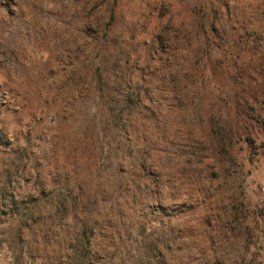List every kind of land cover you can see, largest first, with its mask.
<instances>
[{
    "label": "rangeland",
    "instance_id": "rangeland-1",
    "mask_svg": "<svg viewBox=\"0 0 264 264\" xmlns=\"http://www.w3.org/2000/svg\"><path fill=\"white\" fill-rule=\"evenodd\" d=\"M190 1L0 0V243L14 264H264V109L245 126L222 107L212 128L208 99L189 121L165 112L168 101L153 104L171 155L167 216H130L105 153L93 163L91 146L78 150L100 113L91 74L104 53L94 59L89 21L117 4L138 38L165 26L172 41ZM262 4L229 2L249 22L245 40L264 36ZM222 56L216 47L205 55L207 93L217 91L208 76Z\"/></svg>",
    "mask_w": 264,
    "mask_h": 264
},
{
    "label": "trees",
    "instance_id": "trees-1",
    "mask_svg": "<svg viewBox=\"0 0 264 264\" xmlns=\"http://www.w3.org/2000/svg\"><path fill=\"white\" fill-rule=\"evenodd\" d=\"M230 1L191 0L186 5L188 19L173 27L172 41L167 40L171 28L165 26L147 39L138 38L134 22L123 19L117 4L98 11L89 21L87 35L94 59L104 53L91 74L100 113L89 122L92 139L79 141L78 150L91 146L93 163L99 160L97 154L105 153L102 164L109 169L108 178L115 181L113 191L122 195L130 216L144 215L150 208L167 216L171 202V155L166 146L159 145L164 141L158 139L163 107L153 106L156 101H168L165 112L189 121L191 114L201 117V102L208 99L212 128L219 127L222 107L241 116L245 126L264 109V45L260 43L264 36L257 35L256 28L257 38L245 40L239 34L249 22L233 18ZM117 16L127 24L115 30ZM215 47L223 56L211 66L208 82H214L217 91L207 93L205 55ZM226 54L231 57L227 59ZM240 58L244 62L239 63ZM219 78L229 86H219ZM142 129L147 135L140 133Z\"/></svg>",
    "mask_w": 264,
    "mask_h": 264
},
{
    "label": "built area",
    "instance_id": "built-area-1",
    "mask_svg": "<svg viewBox=\"0 0 264 264\" xmlns=\"http://www.w3.org/2000/svg\"><path fill=\"white\" fill-rule=\"evenodd\" d=\"M0 264H14L12 250L3 243H0Z\"/></svg>",
    "mask_w": 264,
    "mask_h": 264
}]
</instances>
